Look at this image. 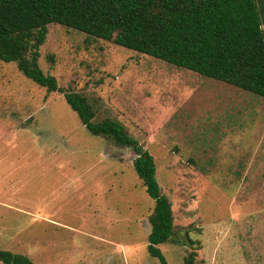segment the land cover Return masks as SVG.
Here are the masks:
<instances>
[{
	"label": "rangeland",
	"instance_id": "374dc122",
	"mask_svg": "<svg viewBox=\"0 0 264 264\" xmlns=\"http://www.w3.org/2000/svg\"><path fill=\"white\" fill-rule=\"evenodd\" d=\"M39 52L95 122H118L154 158L173 215L158 246L167 264H264L263 98L58 25ZM0 133V150L24 152L0 169V184L22 188L18 206L0 203L1 250L34 264H160L146 249L154 202L134 151L91 135L15 63L0 62Z\"/></svg>",
	"mask_w": 264,
	"mask_h": 264
},
{
	"label": "trees",
	"instance_id": "16d2710c",
	"mask_svg": "<svg viewBox=\"0 0 264 264\" xmlns=\"http://www.w3.org/2000/svg\"><path fill=\"white\" fill-rule=\"evenodd\" d=\"M51 25L264 99V0H0V62L15 63L47 93L63 95L91 135L134 151V172L154 202L146 249L167 264L158 246L173 236V215L157 182L154 158L118 122H95L85 97L60 88L43 73L39 51ZM0 263L34 264L1 249ZM184 264H194L193 256Z\"/></svg>",
	"mask_w": 264,
	"mask_h": 264
},
{
	"label": "crops",
	"instance_id": "0c3cea01",
	"mask_svg": "<svg viewBox=\"0 0 264 264\" xmlns=\"http://www.w3.org/2000/svg\"><path fill=\"white\" fill-rule=\"evenodd\" d=\"M7 135H4L2 133H0V142H6L7 141ZM4 146L6 147L5 150H0V169H4V166H10L12 167L14 164L16 165L18 163V161H21V159L23 158V151L20 152L19 150L16 149H8L7 145L4 144ZM50 152V151H49ZM37 153V152H35ZM50 153H54V152H50ZM41 155V153H39ZM43 154V153H42ZM9 157H12L16 160H14L15 162H11L8 163V161H6V159H8ZM5 182V181H4ZM7 183V182H5ZM22 188L21 186H18L17 184H14L12 182H9L8 184H0V191H13L12 194H8V193H4V195L0 194V198L4 199L5 201L0 202L2 204L5 205H16L18 206L19 203L17 202V200L14 198L15 197V193H17V191H20ZM9 195V196H8ZM14 200V201H12ZM31 215L34 216V220H46L47 222L52 221L50 218H47V216L42 217V214L40 212H34V210L31 212Z\"/></svg>",
	"mask_w": 264,
	"mask_h": 264
}]
</instances>
